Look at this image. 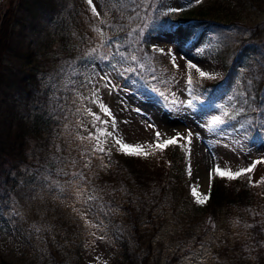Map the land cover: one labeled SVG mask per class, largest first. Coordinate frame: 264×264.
<instances>
[{"label":"trees","instance_id":"1","mask_svg":"<svg viewBox=\"0 0 264 264\" xmlns=\"http://www.w3.org/2000/svg\"><path fill=\"white\" fill-rule=\"evenodd\" d=\"M103 1L106 4L108 0ZM24 2L28 20L18 31H14V6L0 15L1 222L19 250L16 256L0 255V264H92L83 258L84 228L70 218L64 206L63 199L74 189L68 185L59 189L57 185L71 182L76 186L77 182L90 181L100 168L103 154L108 157L107 169L95 176L94 193L86 206L117 243L105 264L168 263L175 258V252L167 261H161L162 248L157 245L161 241L159 233L186 191L183 144L177 140L163 148L119 152H104L92 144L102 135L94 133L85 123L87 117L76 112L77 100L83 97L74 89L82 83L81 69L86 67L87 59L79 62L76 80L65 92L52 90L34 63L41 42L47 45L63 38L71 28L86 33L80 39L81 50L88 46L93 27L86 1L72 0L54 26L49 25V19L58 12L55 0ZM112 2L111 21L118 28L117 38H134L137 34L133 42L143 44L146 52L145 63H134L132 70L142 76L154 68L165 70L156 77L168 82L182 72L165 52L153 50L147 43L148 36L162 29L168 19L178 17L181 24L198 21L204 26L227 24L240 21V14L233 11L237 9L235 5L264 9L263 0H204L184 5L174 17L173 8L165 7L155 11L156 20L141 36L130 29L145 19L149 7L144 8L142 0H129L120 6ZM209 53L224 60L225 73L217 81L200 87L196 84L197 94L201 95L199 89L207 96L218 88L232 87L237 94L242 89L245 99L239 110L235 108V115H250L252 124L263 121L264 23L254 24L227 56L219 50ZM241 60H245L243 70L237 66ZM43 200L48 201L44 210ZM200 210L202 216L220 223L221 228L233 220L240 228L241 237L235 235L224 242L222 253L229 255V263L264 264V177L257 178L246 171L217 174Z\"/></svg>","mask_w":264,"mask_h":264},{"label":"rangeland","instance_id":"2","mask_svg":"<svg viewBox=\"0 0 264 264\" xmlns=\"http://www.w3.org/2000/svg\"><path fill=\"white\" fill-rule=\"evenodd\" d=\"M55 1L58 12L49 19L50 26L57 24L72 3V0ZM85 1L93 27L88 46L81 50L80 39L86 33L75 28L47 45L46 41L41 42L40 54L34 61L39 76L52 90L65 92L76 80L79 62L87 59L86 67L81 69L84 73L82 83L74 87L83 97L77 100L76 112L87 117L85 123L94 133L102 135L92 144L104 152L161 148L176 140L182 142L186 191L179 197L169 223L159 233L160 260L167 261L175 252V258L166 264H233L222 250L227 238L242 236L240 228L235 220L221 228L220 223L202 216L200 206L215 176L221 172L246 171L254 177H264V120L252 124L250 115L242 118L235 115L241 100L244 102V90L238 89L237 94L232 87L218 88L207 96L199 89L201 95H198L196 84L200 87L223 77L224 60L217 54H210V50H219L227 56L232 46L250 33L254 24L264 23V9L249 7L250 4L247 7L235 5L237 9L233 11L240 14L239 22L204 26L198 21L181 24L177 17L184 5L204 0H142L144 8L149 7L144 13L145 19L130 29L141 36L146 34L149 23L156 20V10L171 7L177 17L176 20L168 19L162 29L147 38L153 50L165 52L182 72L168 82L156 77L165 70L154 68L145 76L132 70L134 63H145L146 52L143 44L133 42L137 34L134 38L129 35L122 39L115 35L118 28L111 21L112 0L106 4L103 0ZM127 1L114 0L117 6ZM207 1L214 3V0ZM10 6L15 7L14 31H18L28 20L26 3L24 0H0V15ZM138 13L136 10L135 14ZM68 51L73 53L69 55ZM244 63L245 60L238 62L240 70L245 68ZM227 110L230 111L226 114ZM107 163L108 157L103 154L100 168L90 181L77 182L76 186L71 182L57 185L59 189L68 186L74 189L63 199L64 206L70 218L84 228L83 258L92 264L107 263L117 247L105 224L86 206V200L94 193L95 176L107 169ZM42 206L43 210L47 208L48 201L43 200ZM1 219L0 209V255L16 256L19 250L15 239L6 235Z\"/></svg>","mask_w":264,"mask_h":264}]
</instances>
